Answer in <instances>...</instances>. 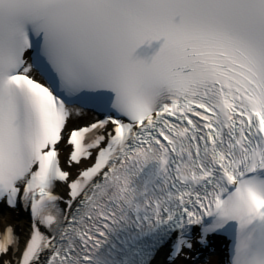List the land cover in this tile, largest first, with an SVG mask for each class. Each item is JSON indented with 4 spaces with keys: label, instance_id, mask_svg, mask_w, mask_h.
Returning <instances> with one entry per match:
<instances>
[{
    "label": "snow or ice",
    "instance_id": "obj_1",
    "mask_svg": "<svg viewBox=\"0 0 264 264\" xmlns=\"http://www.w3.org/2000/svg\"><path fill=\"white\" fill-rule=\"evenodd\" d=\"M0 219V264H264V0H0Z\"/></svg>",
    "mask_w": 264,
    "mask_h": 264
}]
</instances>
